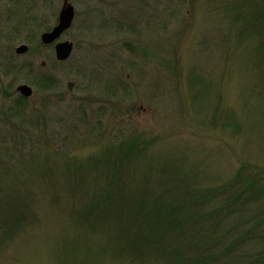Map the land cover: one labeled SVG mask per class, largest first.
I'll use <instances>...</instances> for the list:
<instances>
[{
    "label": "rangeland",
    "instance_id": "374dc122",
    "mask_svg": "<svg viewBox=\"0 0 264 264\" xmlns=\"http://www.w3.org/2000/svg\"><path fill=\"white\" fill-rule=\"evenodd\" d=\"M70 1L76 18L57 41L75 46L61 61L41 34L57 24L64 0H0V60L29 66L0 77L1 127L18 86L34 89L9 122L24 139H0V155L12 161L0 167L10 173L0 190L19 187L34 215L0 236V264H167L133 247L124 182L135 194L151 186V197L171 164L208 186L264 177L257 36L238 34L237 0ZM21 44L28 52H16ZM132 138L146 149L136 161L122 157ZM115 173L123 180L111 200L89 196Z\"/></svg>",
    "mask_w": 264,
    "mask_h": 264
},
{
    "label": "trees",
    "instance_id": "16d2710c",
    "mask_svg": "<svg viewBox=\"0 0 264 264\" xmlns=\"http://www.w3.org/2000/svg\"><path fill=\"white\" fill-rule=\"evenodd\" d=\"M237 1L239 3L232 6L231 13L235 22L242 24L238 34L243 36L248 32V36H257L261 71V79H257L258 91L264 101V0ZM227 10H231V6ZM5 56L9 58L0 60V72H4L0 77L6 79L13 75L12 71L17 76L29 70L28 63L19 64L7 54ZM15 97L6 111L8 123H4L5 127L0 125V139L8 136L14 139L22 136L24 139L14 121L20 118L17 108H24L27 98L23 95ZM135 139L124 145L123 158L136 161L135 156L146 151L144 143ZM16 148H12L11 153ZM2 151L4 147L0 145ZM120 154L118 147L117 155L120 157ZM3 156L0 155V167L3 164L4 167L11 166L12 161ZM117 158L115 155L110 157L111 160ZM110 163L107 166L109 170ZM9 174L0 172V185L4 186L2 183ZM142 174L148 185L151 178L148 173ZM162 175L151 197L148 195L151 186H145L144 191L135 194L126 190L127 181L120 193V207L124 205L131 222L127 227L133 237L130 241L138 252L154 251L167 260V264H264L263 173H250L246 177L236 175L234 179L215 186L204 185L200 173H186L179 164L166 167ZM105 180L104 192L95 190L88 195L107 203L114 197L112 186L123 179L115 173ZM30 204L28 196L17 186L0 190V236L7 237L22 220L25 223L34 215L32 208L29 209Z\"/></svg>",
    "mask_w": 264,
    "mask_h": 264
},
{
    "label": "water",
    "instance_id": "95a60500",
    "mask_svg": "<svg viewBox=\"0 0 264 264\" xmlns=\"http://www.w3.org/2000/svg\"><path fill=\"white\" fill-rule=\"evenodd\" d=\"M76 17L75 6L70 0H64L62 9L59 14L57 24L50 30L44 31L41 34V41L43 44L51 45L55 43L56 57L61 61L69 59L74 50V42L71 40L57 41L67 30H69L74 23ZM29 46L21 44L16 48L18 54L28 52ZM18 91L25 97H30L34 89L27 83L18 86Z\"/></svg>",
    "mask_w": 264,
    "mask_h": 264
}]
</instances>
